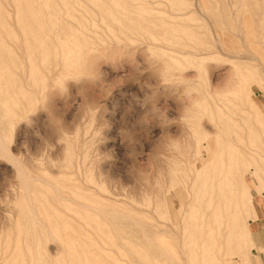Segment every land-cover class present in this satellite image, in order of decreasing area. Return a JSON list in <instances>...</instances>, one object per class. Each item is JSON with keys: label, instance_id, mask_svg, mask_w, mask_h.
<instances>
[{"label": "rangeland", "instance_id": "obj_1", "mask_svg": "<svg viewBox=\"0 0 264 264\" xmlns=\"http://www.w3.org/2000/svg\"><path fill=\"white\" fill-rule=\"evenodd\" d=\"M0 116L6 264H264V0H0Z\"/></svg>", "mask_w": 264, "mask_h": 264}, {"label": "bare ground", "instance_id": "obj_2", "mask_svg": "<svg viewBox=\"0 0 264 264\" xmlns=\"http://www.w3.org/2000/svg\"><path fill=\"white\" fill-rule=\"evenodd\" d=\"M14 1H17V0H14ZM162 1H164V0H162ZM33 2V1H32ZM113 2V1H112ZM150 3V2H149ZM152 12V11H151ZM156 12V11H155ZM160 12H161V10H160ZM158 13V12H157ZM156 13V14H157ZM188 13V12H187ZM187 13H180V14H177V17L178 16H185ZM162 14H164V13H162ZM174 14V13H173ZM39 15V14H38ZM164 16V15H163ZM187 16H189V15H187ZM41 17V16H40ZM169 17H171V15L169 16ZM166 19H168L167 17H165ZM174 19V18H173ZM171 21H172V19H170ZM158 21H159V19H158ZM165 22H167V21H165ZM153 24V23H152ZM74 29V28H73ZM72 38V37H71ZM61 40V39H60ZM67 40V39H66ZM68 41V40H67ZM169 41V40H168ZM66 43V42H65ZM73 45V44H72ZM188 45V44H187ZM39 46V45H38ZM68 46V45H67ZM71 46V45H70ZM75 46V45H74ZM65 47V46H64ZM76 48H77V46H76ZM74 49H75V47H74ZM184 49V48H183ZM186 49V48H185ZM190 51V50H189ZM187 52V51H186ZM185 52V53H186ZM197 52V51H196ZM199 52H200V50H199ZM190 53V52H189ZM203 52H201V54H202ZM178 54V53H177ZM196 55V54H195ZM198 55V54H197ZM196 55V56H197ZM193 56V55H192ZM199 56H201V55H199ZM194 57V56H193ZM230 57V56H229ZM233 57V56H232ZM235 57H237V56H235ZM238 57H240V56H238ZM246 58V57H245ZM252 106V105H251ZM252 108H254L255 110H256V113H257V111H258V105L256 104V105H254V106H252ZM217 110H221L220 109V106L219 105H217ZM224 122H225V120H224ZM223 122V123H224ZM225 124V123H224ZM0 126H1V116H0ZM9 149L8 148H6L5 147V145H4V143H3V140H2V138H1V129H0V153H2L3 155H5V156H8V157H11L10 155H9ZM1 155V154H0ZM10 159V158H9ZM193 172V171H192ZM39 178V177H38ZM41 179V178H40ZM39 179V180H40ZM44 178H42V180H43ZM45 180H48V179H46L45 178ZM69 180V179H68ZM50 181V180H49ZM213 181H214V179H207V181H206V183H208V182H210V183H213ZM46 182H48V181H46ZM46 182L44 181V183L46 184ZM52 183V182H51ZM72 183V182H71ZM216 184V183H215ZM47 185H49V183L47 184ZM51 185V184H50ZM72 185V184H71ZM196 185V184H195ZM52 186V185H51ZM55 185H53V187H54ZM68 186V185H67ZM79 186V185H78ZM92 187V186H91ZM68 188H69V186H68ZM81 188V187H80ZM55 189L57 190V188L55 187ZM60 189V188H59ZM57 190V191H55V193H56V197H58V199L60 198V199H63V200H70V201H72L74 204H76L77 206H79V207H81V208H84V209H90L91 211L93 210V211H97L98 212V214H100L99 212H103V214H111L110 216H112V217H115V218H117V217H119V216H122V215H120L119 214V212H113V211H111V213L110 212H106V211H104V210H102V209H100L99 207H97V206H95V205H89V204H87V202L86 203H84L83 201H81L80 199H77V198H72V197H69V196H66L65 195V193H63L62 191H60V190ZM83 189V188H82ZM215 189V188H214ZM63 190V189H62ZM85 190V189H84ZM86 190H87V188H86ZM91 190V189H90ZM63 191H65V189L63 190ZM94 191V190H93ZM95 192V191H94ZM91 193V192H90ZM27 195L29 194V195H31L30 193H26ZM26 195V197H27V201L29 202V200H30V202H32L31 201V197L29 198V196H27ZM100 195V194H99ZM73 197H74V195H73ZM29 199V200H28ZM105 199V198H104ZM103 200V199H102ZM30 202L28 203L29 205H30ZM71 202V203H72ZM99 202H101V201H99ZM104 202V201H103ZM101 204V203H100ZM105 204H106V202H105ZM107 204H110V203H107ZM62 205V204H61ZM111 205V204H110ZM114 206V205H113ZM33 206H31L30 205V207L29 208H32ZM59 207V206H58ZM76 207V206H75ZM115 208H116V206H114ZM60 208V210H61V207H59ZM113 208V207H112ZM114 208V209H115ZM118 208V207H117ZM33 209V208H32ZM73 209V208H72ZM41 210V209H40ZM75 210V209H74ZM106 210V209H105ZM107 210H108V208H107ZM109 210H110V208H109ZM108 210V211H109ZM117 210V209H116ZM211 210V209H210ZM123 211V210H122ZM71 212H72V210H71ZM106 212V213H105ZM124 212V211H123ZM65 213H67V212H65ZM80 213V212H79ZM34 214V213H33ZM38 214V213H37ZM68 214H70V213H68ZM81 214V213H80ZM207 214V213H206ZM74 216V215H73ZM71 217L70 216V220L69 221H71L72 222V218H74L75 219V217ZM127 215H124L123 216V219H124V217H126ZM130 216V215H129ZM182 216V215H181ZM101 217V216H100ZM39 218V217H38ZM102 218V217H101ZM100 218V219H101ZM128 218V216L126 217V219ZM132 218H133V216H132ZM135 219H136V217H134ZM40 219V218H39ZM103 219V218H102ZM212 219V218H211ZM41 220V219H40ZM67 220V221H68ZM75 220H77L78 221V219H75ZM113 220V219H112ZM127 220H129V218L127 219ZM137 220V219H136ZM136 220H132L134 223L135 222H137ZM130 221H131V219H130ZM41 222H42V220H41ZM46 222V221H45ZM45 222H43L44 223V225L45 226H47L46 224H45ZM71 222H69V223H71ZM78 222H80V221H78ZM108 223V222H107ZM138 223V222H137ZM137 223H135L136 224V226L138 225ZM71 224H73V223H71ZM70 224V225H71ZM81 224H82V221H81ZM135 224H134V226H135ZM204 224V223H203ZM74 225H76V224H74ZM74 225H72V226H74ZM83 225V224H82ZM109 225V224H108ZM111 225V224H110ZM109 225V226H110ZM77 226V225H76ZM139 226V225H138ZM168 226V225H167ZM171 226V225H170ZM205 226V225H204ZM75 227V226H74ZM111 227V226H110ZM127 227V226H126ZM160 227H162L163 228V226H160ZM172 227V226H171ZM201 227V226H200ZM1 228V227H0ZM47 228H48V226H47ZM77 228V227H76ZM120 228V227H119ZM198 227H197V225H196V228L195 229H197ZM112 229V228H111ZM123 229V228H122ZM140 229V228H139ZM171 229V228H170ZM201 229V228H200ZM164 231H165V229H163ZM48 235H51L52 237H53V234H52V232L49 230V228H48ZM142 231V230H141ZM115 232V231H114ZM143 232V231H142ZM50 233V234H49ZM56 233V232H55ZM13 234V233H12ZM12 234H11V237H12ZM195 234V233H194ZM114 235V234H113ZM117 235V234H116ZM146 236V235H145ZM116 237V236H115ZM118 237V236H117ZM51 238V237H50ZM144 238V237H143ZM119 239V238H118ZM144 239H146V238H144ZM148 239V238H147ZM146 239V240H147ZM53 240H55V238L53 239ZM148 240H151V239H148ZM147 240V241H148ZM152 241H154V240H152ZM179 241H180V239L179 238H177V242H178V246H177V248H176V251H177V255H178V257L182 260V262L185 260V251H184V249H183V247L180 245V243H181V241H180V243H179ZM149 242V241H148ZM195 242V241H194ZM202 242V241H201ZM198 244V243H197ZM156 246V245H155ZM154 246V247H155ZM206 246V245H205ZM157 247V246H156ZM10 248L11 249H13L12 251H10ZM18 249H19V234H17L16 236H15V238H14V240H13V248L12 247H6L5 248V250L0 254V264H6V263H8L11 259H12V257L14 256V254H15V252L17 253V251H18ZM158 249V248H157ZM159 250V249H158ZM2 251V250H1ZM159 252H160V255H164L165 257H166V255H167V252L165 251V250H159ZM128 253V252H127ZM131 253V252H130ZM129 253V254H130ZM175 254V253H174ZM188 254V253H187ZM195 255V254H194ZM66 256V255H65ZM174 256V255H173ZM136 257V256H135ZM160 257V256H159ZM172 258V257H171ZM137 259V258H136ZM143 259V258H142ZM178 260V259H177ZM171 262V264H179V263H177V262H175L174 260L172 261H170ZM187 262V261H186ZM185 261H184V263H186ZM189 262V261H188ZM193 262V261H192ZM139 263V262H138ZM146 263V262H145ZM11 264V263H10ZM19 264V263H18Z\"/></svg>", "mask_w": 264, "mask_h": 264}, {"label": "clouds", "instance_id": "obj_3", "mask_svg": "<svg viewBox=\"0 0 264 264\" xmlns=\"http://www.w3.org/2000/svg\"><path fill=\"white\" fill-rule=\"evenodd\" d=\"M61 82H57L58 86H61ZM4 157H0V160H4ZM8 162L15 169V188L18 194L24 195L25 193H30L31 188L34 184L38 182L39 175V160L33 158L31 164H29L23 155L12 156ZM55 243L59 241L53 240ZM49 264H60L59 258L52 260Z\"/></svg>", "mask_w": 264, "mask_h": 264}, {"label": "crops", "instance_id": "obj_4", "mask_svg": "<svg viewBox=\"0 0 264 264\" xmlns=\"http://www.w3.org/2000/svg\"><path fill=\"white\" fill-rule=\"evenodd\" d=\"M255 234V243L260 246V247H264V231H258L257 233H254Z\"/></svg>", "mask_w": 264, "mask_h": 264}]
</instances>
